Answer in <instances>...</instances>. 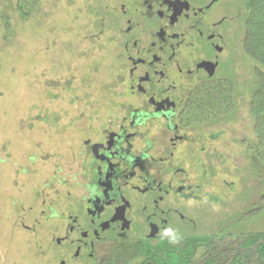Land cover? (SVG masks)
<instances>
[{"label": "rangeland", "instance_id": "rangeland-1", "mask_svg": "<svg viewBox=\"0 0 264 264\" xmlns=\"http://www.w3.org/2000/svg\"><path fill=\"white\" fill-rule=\"evenodd\" d=\"M212 1L215 10L207 23L210 29L215 26V72L209 69V78L230 81L235 89L234 112L215 122V143L209 145L219 198L215 235L227 237L226 246L232 236L264 233V209L253 208L259 192L247 158L256 139L250 102L259 66L243 49L246 0H205L204 5ZM132 9H137L132 0H41L37 13L23 20L17 0H0V11L11 18L8 31L0 24V264H94L121 252L120 241L136 235L129 226L115 225L105 231L109 237L102 255L89 253L83 235L88 219L78 193L51 181L78 171L74 156L80 146L101 142L102 119L123 112L116 103L117 55L137 40L144 50L155 36L147 25L126 32L123 22L131 20L135 27L152 21L145 13L130 14ZM206 49L195 47L194 59ZM182 59L178 65L182 68L183 61L185 76L191 68ZM158 64L156 59L157 70ZM201 65L194 71L200 72ZM198 227L213 229L211 223ZM79 231L82 241H77ZM72 237L77 244L70 242ZM192 264H203L201 252Z\"/></svg>", "mask_w": 264, "mask_h": 264}, {"label": "flooded vegetation", "instance_id": "flooded-vegetation-1", "mask_svg": "<svg viewBox=\"0 0 264 264\" xmlns=\"http://www.w3.org/2000/svg\"><path fill=\"white\" fill-rule=\"evenodd\" d=\"M200 2L195 6L189 0H141L146 11L139 0H132L137 9L130 14L145 13L152 21L135 27L131 20L123 22L126 32L137 33L136 28L147 25L155 36L148 48L140 49L137 40L117 55L120 102L116 103L123 112L102 119L101 142L92 146L85 141L80 146L74 156L80 163L78 171L51 180L78 193L83 216L88 219L83 235L89 253L102 255L109 237L105 231L115 225L131 227L136 235L120 242L135 243L136 253L144 248L175 251L176 245L204 236L212 237L215 244V201L219 198H215L211 163L215 154L209 150L210 143H215V118L199 109L198 100L214 89L202 84L214 81L208 70L215 72V26L210 29L207 20L215 3L205 6V0ZM130 14L128 18H133ZM195 47L197 51L207 48L202 55L197 52L198 59H194ZM180 58L191 68L185 76H181L185 69L183 61V70L178 65ZM156 59L159 70L154 68ZM201 63L205 66L195 72L193 67ZM164 88L177 89V93ZM52 212L54 218L59 217L55 209ZM200 223H211L213 229L200 231ZM169 229L177 232L175 243L165 235ZM79 233L77 241H82ZM70 242L78 243L74 237ZM202 248L208 249L203 245L199 253ZM202 261L205 264L206 259L202 257Z\"/></svg>", "mask_w": 264, "mask_h": 264}, {"label": "trees", "instance_id": "trees-1", "mask_svg": "<svg viewBox=\"0 0 264 264\" xmlns=\"http://www.w3.org/2000/svg\"><path fill=\"white\" fill-rule=\"evenodd\" d=\"M40 5L41 0H17V13L21 19L28 20L37 13L36 10ZM246 7L248 18L245 24L243 49L259 66L256 72V90L250 102L256 139L248 147L247 158L259 192V198L253 208L256 207L255 212H260L264 209V0H246ZM0 24L5 31L11 28L10 16L2 11H0ZM202 86L214 89L206 91L198 99L201 102L199 109L203 113L210 112L209 117L215 118V122L220 119L224 121L235 109L233 83L222 79L204 82ZM253 208L251 207V211ZM248 214L251 212L249 211ZM218 236L215 235V244L210 236L190 238L187 244H184L186 246L176 245L175 251L167 249L150 252L144 248L136 253L135 243H122L117 245L121 252L117 254L113 251V255L110 254L111 256L109 255L110 257L100 264H192L203 245L208 247L207 250L202 248L203 253H201L206 259L205 264H211L213 258L215 264H264V233L232 236L233 242L227 243L226 246L223 243L227 237ZM201 241L204 243H199ZM238 249H242L244 253L238 252Z\"/></svg>", "mask_w": 264, "mask_h": 264}, {"label": "clouds", "instance_id": "clouds-1", "mask_svg": "<svg viewBox=\"0 0 264 264\" xmlns=\"http://www.w3.org/2000/svg\"><path fill=\"white\" fill-rule=\"evenodd\" d=\"M166 236L170 237L171 239V242L172 243H175L178 239L177 235L175 232H173V230L169 229L166 233H165Z\"/></svg>", "mask_w": 264, "mask_h": 264}]
</instances>
